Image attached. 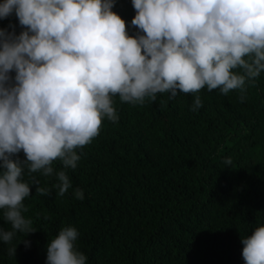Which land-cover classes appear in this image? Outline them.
I'll return each mask as SVG.
<instances>
[{
	"label": "clouds",
	"instance_id": "9594fccd",
	"mask_svg": "<svg viewBox=\"0 0 264 264\" xmlns=\"http://www.w3.org/2000/svg\"><path fill=\"white\" fill-rule=\"evenodd\" d=\"M131 36L113 11L115 0H3L0 19L13 13L26 30L18 36L0 29V209L11 231L36 232L24 201L49 195L31 176L55 174L64 196L72 186L64 169H75L83 149L98 137L103 121L119 117L113 97L143 105L158 93L197 94L207 88L227 95L264 72V0H132ZM10 27H13L10 25ZM15 72V78L10 76ZM161 103H164L163 101ZM203 106L195 95L192 111ZM23 151L26 160L17 156ZM231 165V159L225 161ZM77 199L84 193L76 189ZM47 219V217H45ZM75 227H65L47 247V264H86L77 250ZM27 243L26 240L22 241ZM245 264H264V226L242 238ZM16 255V247L9 248Z\"/></svg>",
	"mask_w": 264,
	"mask_h": 264
},
{
	"label": "trees",
	"instance_id": "16d2710c",
	"mask_svg": "<svg viewBox=\"0 0 264 264\" xmlns=\"http://www.w3.org/2000/svg\"><path fill=\"white\" fill-rule=\"evenodd\" d=\"M113 11L129 35L143 34L131 24L132 0H115ZM0 29L26 30L15 13L0 19ZM246 88L243 102L239 90L207 88L172 99L158 93L143 105L113 97L118 121L105 118L98 137L77 149V167L52 165L70 178L64 196L53 187L55 174L25 169V182L35 177L51 191L39 195L31 186L23 215L36 232L0 240V264H47L49 242L69 226L86 264H245L242 238L264 226V72ZM195 95L203 106L192 111ZM17 158L26 160L23 151ZM3 211L0 227L11 231Z\"/></svg>",
	"mask_w": 264,
	"mask_h": 264
}]
</instances>
